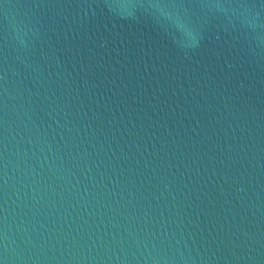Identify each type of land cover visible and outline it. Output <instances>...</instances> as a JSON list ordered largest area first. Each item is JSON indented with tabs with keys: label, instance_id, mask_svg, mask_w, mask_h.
Segmentation results:
<instances>
[{
	"label": "water",
	"instance_id": "water-1",
	"mask_svg": "<svg viewBox=\"0 0 264 264\" xmlns=\"http://www.w3.org/2000/svg\"><path fill=\"white\" fill-rule=\"evenodd\" d=\"M0 264H264V0H0Z\"/></svg>",
	"mask_w": 264,
	"mask_h": 264
}]
</instances>
